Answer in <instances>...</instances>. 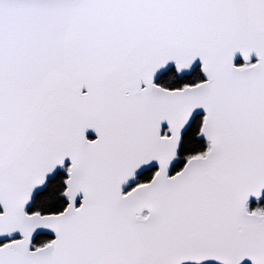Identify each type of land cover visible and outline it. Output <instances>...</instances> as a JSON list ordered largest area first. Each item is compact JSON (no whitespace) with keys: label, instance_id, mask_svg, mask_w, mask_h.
I'll return each mask as SVG.
<instances>
[{"label":"snow or ice","instance_id":"1","mask_svg":"<svg viewBox=\"0 0 264 264\" xmlns=\"http://www.w3.org/2000/svg\"><path fill=\"white\" fill-rule=\"evenodd\" d=\"M262 199L264 0H0V264H264Z\"/></svg>","mask_w":264,"mask_h":264},{"label":"rangeland","instance_id":"2","mask_svg":"<svg viewBox=\"0 0 264 264\" xmlns=\"http://www.w3.org/2000/svg\"><path fill=\"white\" fill-rule=\"evenodd\" d=\"M254 203L256 204L257 202L254 201ZM260 203H261V204H264V199H262V200L260 201Z\"/></svg>","mask_w":264,"mask_h":264},{"label":"trees","instance_id":"3","mask_svg":"<svg viewBox=\"0 0 264 264\" xmlns=\"http://www.w3.org/2000/svg\"><path fill=\"white\" fill-rule=\"evenodd\" d=\"M251 204H252V206H255L256 205L254 202H252Z\"/></svg>","mask_w":264,"mask_h":264},{"label":"water","instance_id":"4","mask_svg":"<svg viewBox=\"0 0 264 264\" xmlns=\"http://www.w3.org/2000/svg\"><path fill=\"white\" fill-rule=\"evenodd\" d=\"M252 201H255V198H253ZM252 201H251V202H252Z\"/></svg>","mask_w":264,"mask_h":264}]
</instances>
